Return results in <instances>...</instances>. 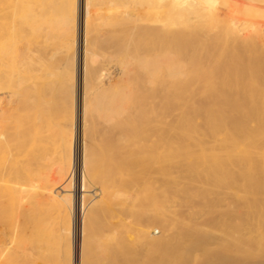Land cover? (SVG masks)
<instances>
[{"label":"bare ground","instance_id":"6f19581e","mask_svg":"<svg viewBox=\"0 0 264 264\" xmlns=\"http://www.w3.org/2000/svg\"><path fill=\"white\" fill-rule=\"evenodd\" d=\"M75 213L78 264L264 246V0H0V264H71Z\"/></svg>","mask_w":264,"mask_h":264},{"label":"rangeland","instance_id":"374dc122","mask_svg":"<svg viewBox=\"0 0 264 264\" xmlns=\"http://www.w3.org/2000/svg\"><path fill=\"white\" fill-rule=\"evenodd\" d=\"M245 33H246V32H245ZM248 33H249V32H248ZM248 33H246V34H248ZM111 77H112V78L115 77V72H112V73H111ZM75 82H76V83H75V86H74V94H73V96H74V114H75V116H74V119H75L74 123H75V124L73 123V125H74V128H73V129H74V135H75V140H76V139H77V136H76V129H77V127H76V126L78 125L77 122H80V118H77V117H80V112H79V111H80V107H79V106H80V101H79V97H78V96H79V90H78V85H77V84H78V83H77L78 81L75 79ZM78 102H79V103H78ZM78 105H79V106H78ZM76 123H77V124H76ZM193 129H194V127H193ZM192 131H193V130H192ZM193 132H194V131H193ZM76 141H77V140H76ZM76 141H75V142H76ZM74 187H75V189H78V191H80V189H81L80 186L78 187V185H75V184H74ZM75 194H76V193H75ZM79 195H81L80 192H79ZM74 196H75V195H74ZM79 197H80V196H79ZM77 216H78V215H77ZM77 216H76V213H75V214L72 216V219H71V226H72V232H71V233H72V234H71V245H72L71 264H78V259H79V255H80L79 249L81 250V245H80L81 242H80V239L78 238V227H77L78 224H79L80 216H79V217H77ZM239 229H241V228H239ZM243 229H244V228H243ZM243 229H241L242 231H241V230L239 231L238 228H236V229L234 230V232H236V230H237V231L241 232L242 235H244L245 239L247 240V242L245 243V247H244V245H242V243H244L245 241L242 242V241L240 240V239L244 240V239L242 238L243 236H242V237H241V235L238 236L239 234H237V232H236V233L233 232V234H235L236 236H238V237L240 238V239H239V238H238V239H239V241H241L242 243H239V242L237 241V238L235 239L236 236L233 237V234H232V237H231L232 242H233L234 240L237 241V242H235V241H234L233 243L231 242L232 244L227 242V243H228V247H229V249H230V247H231V250H230V252H231L230 255H231V256H230V255L228 256V254H229V249H228V247H225V248H223V247H218V248H219V251H217V250H218V248H217L216 251H217L218 253L216 252L217 254H216V253L213 254V255H212L213 258L211 257V255H210V257H209V255H206V256H205V255H202V256L200 255V256H198L199 258H200V257L202 258V259L200 258L201 260H199V258L197 259V257H196L197 260H194L195 257H193V258L191 257V258H192V261H191V259H190V261H191L190 264H191V263H192V264H195L196 261L198 262L197 264H200L199 262H202L204 257H205V260L208 261V262H209L210 260H213V259L215 260L216 258L219 259L218 257H221V256L219 255V252H220V254H223V256L221 257V259H222L226 254H227V255H226V259H227V258L229 259V257H230V259H231V258H232V255H233V258H234L235 260L232 258V259H233V262H232V263L230 262L231 264H235L236 262H239L238 264H241L242 262H243V263L245 262L244 264H246V262H247V258L250 257V259H248V261H250L251 259H254L253 256H255V259H256L257 256H259V257H258L259 259H256V260L260 261L261 264H264V251H263V250H264V246L260 245L261 247H259V245L256 244V243H258V244L261 243V244L264 245V239H262V240H263L262 242H261V239H260V243H259V241L256 242V243H254V245L256 244L258 247H257V246H253V243H252V242H254V240H253V239H250L251 236H249V234L246 236V231H247V230H245V231H244L245 233H244V232H243ZM74 232H75V233H74ZM239 232H238V233H239ZM242 232H243L244 234H243ZM218 233H220V232H218ZM74 234H75V235H74ZM223 237H224L223 234H219V235H218V238H217V241H218V242H224V243H225L227 240H226L225 238L223 239ZM247 237H249V238H247ZM251 238H252V237H251ZM74 239H75V240H74ZM233 239H234V240H233ZM248 241H251V242H248ZM224 243H223V244H224ZM248 243H249V244L252 243V244L249 245ZM74 244H75V245H74ZM248 245H249V246H248ZM232 246H233V247H232ZM234 247H235V248H234ZM246 247H247V249H246ZM220 248H221L222 250H224V251L227 250L228 253H227V251L224 252V251L220 250ZM237 248H238L239 250H238ZM250 248H251V249H250ZM257 248H258V249H257ZM260 248H261V249H260ZM262 248H263V249H262ZM225 249H226V250H225ZM234 249H237L238 251L236 250L237 252H233ZM240 249H241V250H240ZM248 249H249L251 252H250ZM254 249H255V250L257 249L258 252H255ZM252 250H253L254 252H253ZM241 251H243L242 254H244V256H245V255H246V256L243 257V258H240L241 256L239 257V256L237 255L238 257L235 258L236 254H241ZM262 251H263V252H262ZM221 252H223V253H221ZM245 252H246V253H245ZM259 252H260V253H259ZM235 253H236V254H235ZM252 254H254V255L252 256ZM218 255H219V256H218ZM215 256H216V257H215ZM227 256H228V257H227ZM76 258H77V259H76ZM210 258H212V259H210ZM224 258H225V257H224ZM221 259H219V261H220ZM230 259H229V260H230ZM198 260H199V261H198ZM205 260H204V261H205ZM223 260L226 261L225 259H223ZM223 260H221L222 263H224ZM236 260H237V261H236ZM239 260H240V261H239ZM193 261H194V262H193ZM219 261H218V262H219ZM76 262H77V263H76ZM208 262H205V264L208 263ZM228 263H229V262H228ZM230 263H229V264H230ZM243 263H242V264H243ZM255 263H258V262H255ZM202 264H203V262H202ZM225 264H227V263L225 262ZM236 264H237V263H236Z\"/></svg>","mask_w":264,"mask_h":264}]
</instances>
